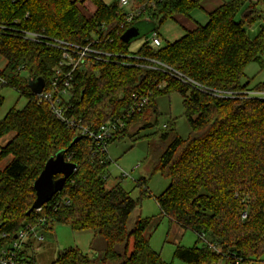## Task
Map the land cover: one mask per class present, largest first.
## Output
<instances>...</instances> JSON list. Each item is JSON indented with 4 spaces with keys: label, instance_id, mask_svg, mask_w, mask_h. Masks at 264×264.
Masks as SVG:
<instances>
[{
    "label": "trees",
    "instance_id": "obj_1",
    "mask_svg": "<svg viewBox=\"0 0 264 264\" xmlns=\"http://www.w3.org/2000/svg\"><path fill=\"white\" fill-rule=\"evenodd\" d=\"M262 2L225 1L205 24L173 42L155 48L145 41L131 52L121 35L145 17L123 25L119 0H0V25L6 26L0 29L5 61L0 89L9 86L27 98L22 108L12 107L0 118V140L13 133L0 146V163L12 157L0 167V233L8 234L3 242L12 241L27 224L53 230L64 223L74 231H93L90 250L96 256L69 247L58 254L60 264H171L146 234L152 219L136 213L142 200L151 197L148 181L160 172L169 181L155 197L162 215L197 235L192 246L176 244L173 259L208 264L225 255V264H264V98L243 94L264 91V81H243L250 63L264 69V27L254 37L247 30L264 17L258 6ZM198 7L195 0H162L148 18L160 35L163 23L177 14L191 16ZM29 32L38 37L32 39ZM87 38L99 39L94 46L112 55L76 70L73 96L65 103L67 117L97 129L126 115L125 129L113 142L153 124L158 96H183L190 134L181 138L174 125L162 134L165 146L151 160L148 175L137 180V197L120 177L112 188L105 187L111 161L95 153L92 138L60 120L31 88L30 82L39 78L44 91L50 88L61 60L57 40L83 43ZM214 90L236 93L221 97ZM134 93L148 95L150 101L127 115ZM4 103L0 91V110ZM60 150L76 164L75 171L42 210L27 215L36 199V179Z\"/></svg>",
    "mask_w": 264,
    "mask_h": 264
},
{
    "label": "rangeland",
    "instance_id": "obj_2",
    "mask_svg": "<svg viewBox=\"0 0 264 264\" xmlns=\"http://www.w3.org/2000/svg\"><path fill=\"white\" fill-rule=\"evenodd\" d=\"M112 2L113 0H105ZM91 8V4L87 3ZM259 9L264 11V2L260 3ZM263 13V12H262ZM195 19L199 22L207 20V13L204 10H197ZM142 27V35L131 41L130 51L136 52L140 46L147 41L155 31L156 22L149 21L148 15L138 21ZM264 27V17L259 18L251 26L247 27L248 33L251 37L256 36ZM185 29L181 22L177 19H170L162 24L159 29L163 43L173 42L185 34ZM5 61L0 57V68H3ZM246 76L243 78L252 79L253 83L264 81V69L260 68L258 62L250 63L246 68ZM2 80L0 79V86ZM1 94L5 97V103L0 110V118L12 107L22 108L27 102V98L21 95L16 89L5 86L0 89ZM158 107V114L152 120V125H147L137 131L136 134L115 140L110 143L108 152L113 160L108 168L109 177L105 181L107 189L112 188L118 182L121 176V170L130 173V177L122 180V185L132 191L133 197L139 196L140 189L136 186L137 180L148 175L151 160L161 151L165 146L161 141L162 134L168 132L172 128L181 138H188L190 134V126L185 116V108L183 96L179 92H171L170 94H163L156 98ZM170 132V131H169ZM13 133L5 136L0 140V146L5 145L11 138ZM169 138L164 142L168 143ZM11 156L7 157L0 163V167L4 168L11 160ZM121 181V180H120ZM169 181L162 176L160 172H155L148 181V191L151 197L146 196L137 209V214L144 218H151L152 222L148 227L146 234L150 237L152 247L158 250L165 261L171 264H184L178 259H173V251L175 241L173 239L174 232L177 231L176 225L170 226L169 219L163 217L161 210L155 200V197L161 194L168 186ZM42 234L44 239L39 244H35L37 250H29L30 258L34 260L35 264H60L56 262L58 254L69 247L77 246L84 253H91L90 244L93 240V231H74L71 227L64 223H56L53 230L43 229ZM197 239V235L191 231H182V244L185 246H192ZM102 244V240H101Z\"/></svg>",
    "mask_w": 264,
    "mask_h": 264
},
{
    "label": "built area",
    "instance_id": "obj_3",
    "mask_svg": "<svg viewBox=\"0 0 264 264\" xmlns=\"http://www.w3.org/2000/svg\"><path fill=\"white\" fill-rule=\"evenodd\" d=\"M162 0H119V11L124 14V24L132 23L136 18L140 16L149 17V11L156 8L158 2ZM6 26L0 25V29H5ZM32 39L38 37L37 33L29 32L27 34ZM96 40L86 39L83 43H71L66 41H56V46L61 48V60L59 64L54 68V74L49 81V89L42 90L39 93L40 102L47 101L50 103L54 114L68 126L76 128L82 135H88L92 138L93 148L95 153H101L105 155L104 161H113L109 156L108 148L113 137L122 132L125 129V122L123 117H112L108 122L101 124L97 129H90L84 126L81 121L67 117L65 113V103L69 102L73 96L75 72L78 68L83 67L89 61H102L106 57L111 56V53L102 52L101 49L95 47ZM150 44L158 48L163 44L161 36L154 31L152 36L147 40ZM105 57V58H104ZM179 77V75H178ZM185 82L192 83L201 90H205L204 87L196 84L191 79L181 76L179 77ZM0 79L4 82L3 78ZM214 94L217 96H235L234 91L214 90ZM244 95L249 97H261L264 98V91L247 90L243 92ZM150 101L148 95L134 93L132 95V103L127 109V115H131L135 111L141 110ZM130 173L121 170L120 178L130 177ZM48 203V202H47ZM69 202H67L68 204ZM59 204V203H57ZM43 206L38 210H42ZM246 217V213H244ZM43 221V220H41ZM42 227L40 224H27L16 233V238L9 243L3 242L8 237L6 232L0 233V264H35L34 260L30 258L28 254L29 250L36 249L35 244H39L43 241L44 235L42 234ZM209 246L214 248L215 245L209 243ZM227 257L223 255L221 260L208 263V264H225Z\"/></svg>",
    "mask_w": 264,
    "mask_h": 264
},
{
    "label": "water",
    "instance_id": "obj_4",
    "mask_svg": "<svg viewBox=\"0 0 264 264\" xmlns=\"http://www.w3.org/2000/svg\"><path fill=\"white\" fill-rule=\"evenodd\" d=\"M142 32V27L137 22L125 29L121 35V39L124 42L131 44L133 39L142 35ZM30 83L32 91L37 94L42 92L45 84L42 78ZM75 169L76 164L65 159V150H60L54 156H52L47 161L41 174L35 181L34 187L36 189V199L32 207L29 209V211H27V215H30L32 211L41 208L44 204L49 202L56 193L60 192L67 179L72 175ZM58 174L61 176L55 178V176ZM91 253L92 255L96 256L95 251H91Z\"/></svg>",
    "mask_w": 264,
    "mask_h": 264
},
{
    "label": "crops",
    "instance_id": "obj_5",
    "mask_svg": "<svg viewBox=\"0 0 264 264\" xmlns=\"http://www.w3.org/2000/svg\"><path fill=\"white\" fill-rule=\"evenodd\" d=\"M114 1V0H113ZM112 1V2H113ZM199 3V7L196 8L192 13L191 16H186V15H182V14H177L174 18V20H178L179 22H181V24L183 25L185 31L186 30H193L195 29L199 24H205L208 20V16H207V20L205 22H199L198 20L195 19V12L199 9L204 10L207 15L214 11L215 9H217L218 7H220L222 4H224L225 1L228 0H195ZM105 3L107 4H111L112 2H106L104 0ZM163 40V39H162ZM117 180H120L119 178ZM128 190V189H127ZM133 196V195H132ZM162 214V213H161ZM163 216V215H162ZM164 217V216H163ZM167 218V217H166ZM170 223V222H169ZM176 225L177 231L174 232V241H175V245L178 243H182L181 240V236H182V231H185L184 228H182L181 226H179L178 224L175 223H170L171 229L172 226ZM186 232V231H185ZM151 242V241H150ZM174 245V248H175ZM156 250V249H155ZM158 251V250H156ZM174 252V251H173Z\"/></svg>",
    "mask_w": 264,
    "mask_h": 264
}]
</instances>
